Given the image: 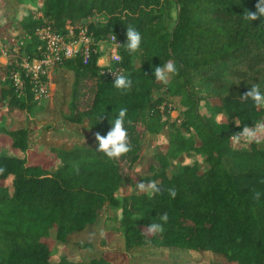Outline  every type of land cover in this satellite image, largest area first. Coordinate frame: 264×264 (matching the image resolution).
<instances>
[{
  "label": "trees",
  "instance_id": "trees-1",
  "mask_svg": "<svg viewBox=\"0 0 264 264\" xmlns=\"http://www.w3.org/2000/svg\"><path fill=\"white\" fill-rule=\"evenodd\" d=\"M258 2L0 0V26L9 16L15 38L30 36L23 50L31 55H40L36 29L45 24L62 31L73 22L93 37L87 60L78 54L58 64L53 105L51 98L36 100L29 88L18 95L9 65L0 60V134L27 150L36 117L47 111L58 125L87 121L107 136L111 121L126 108L131 148L109 159L97 151L96 139L93 145L52 146L51 155L61 160L53 168L0 153V264H113L91 239L73 243L100 254L79 259L53 254L52 242L67 243L98 223L99 241L106 242L105 230L117 232L118 247L131 260L146 258L133 251L147 250L167 254L156 260L172 263L195 255L198 264H264V135L259 143L231 138L245 126L264 123V107L241 98L254 85L264 93V83L226 78L231 61L264 60V17L244 19V13L257 11ZM129 26L141 34L134 53L124 47ZM110 34L123 41L125 70L119 75L131 80L126 90L113 87L115 76L98 64L97 41ZM168 61L177 71L164 84L153 73ZM83 87L90 88L88 98ZM43 100L46 106L39 105ZM173 109L178 116H171ZM149 138L168 144L165 151H154L155 161L136 181H155L160 192L152 195L131 187L128 170L140 161ZM164 213L167 223L160 219ZM152 223L164 231L148 233Z\"/></svg>",
  "mask_w": 264,
  "mask_h": 264
},
{
  "label": "rangeland",
  "instance_id": "rangeland-1",
  "mask_svg": "<svg viewBox=\"0 0 264 264\" xmlns=\"http://www.w3.org/2000/svg\"><path fill=\"white\" fill-rule=\"evenodd\" d=\"M0 14L2 16V10H0ZM16 39L17 38H14L11 31L9 30L8 24L0 27V40H6V44L9 45ZM102 60L107 62L108 57L105 56ZM230 66L231 68L226 74L227 79L235 80L236 82L251 80L264 83V60H259V58L252 59L250 61L235 60L231 61ZM55 78L53 80V86L55 83H57ZM83 90H86L84 98H88L91 95L90 88L87 89V87H83ZM56 99L57 93L50 99V104H55ZM47 104V101L43 100L39 105L46 106ZM171 114L172 117L178 116L179 110L173 109ZM1 117L2 116H0V118ZM4 120H6V117H4ZM55 120L57 119H55L54 116H49V112L47 111L38 114V117L35 119L37 128L30 134L29 148L27 150H23L20 147L15 146L12 143L11 135L0 134V153L20 155L28 158L30 162H43L48 166V168H53L58 165L61 160L60 158L51 155L52 146L70 148L79 144L93 145L95 143V132L86 122L77 126L75 124L58 125ZM47 124H49V126H45ZM167 146L168 144L159 143L157 139H146L140 161L133 169H128L131 172V187L136 185L135 183L138 178L146 173L150 163L155 161L154 151H165ZM201 166L204 169L205 163H202ZM101 229L102 226L98 223L93 225L92 229L88 230L86 233H79L70 236V241L67 243L52 242L51 246L54 256L65 252L70 254L73 258L79 259L80 257L89 258L93 255H96L95 253L100 254V251L81 249L73 243L76 240L91 239L94 240L96 246H99L105 250V254L112 260L113 264H198L196 262L199 260V257L195 255H183L180 257L179 261L172 263L163 260H156V257L159 255H164L167 258V254H162L158 251L147 250L133 251L131 255H145L146 258L141 257L140 259L133 257L131 260L130 254L121 251V249L118 247L117 232L105 230L104 235L106 242L104 243L99 241L102 234ZM54 234L55 230H52L49 233V235Z\"/></svg>",
  "mask_w": 264,
  "mask_h": 264
},
{
  "label": "built area",
  "instance_id": "built-area-1",
  "mask_svg": "<svg viewBox=\"0 0 264 264\" xmlns=\"http://www.w3.org/2000/svg\"><path fill=\"white\" fill-rule=\"evenodd\" d=\"M35 14L40 16L42 11H35ZM36 34L40 55H31L23 50L30 36L21 35L11 44L0 46V60L9 65V77L18 95L26 94L29 88L36 100H42L54 96L53 80L58 64L64 58H73L78 54L87 60L92 52L93 37L86 26L77 27L73 22H68L62 31L45 24L36 29ZM97 43L101 52L98 64L105 66L113 76L121 74L125 70L121 64L122 39L110 34ZM105 56L108 57L107 62L102 60Z\"/></svg>",
  "mask_w": 264,
  "mask_h": 264
},
{
  "label": "clouds",
  "instance_id": "clouds-1",
  "mask_svg": "<svg viewBox=\"0 0 264 264\" xmlns=\"http://www.w3.org/2000/svg\"><path fill=\"white\" fill-rule=\"evenodd\" d=\"M256 12L248 11L244 13V19L249 21H256L261 17H264V0H259L256 4ZM127 42L124 45L126 50L129 53H134L139 50L141 43V34L135 30L133 27H127L126 31ZM177 69L173 62L168 61L162 66H155L154 76L157 81L163 82L164 84L168 83L169 74L176 73ZM114 83L113 87L119 90H126L131 87V80H129L124 75L114 74ZM241 98L243 100L251 99L254 103V106L264 107V93L260 91L259 85H254L250 88L249 91L244 93ZM127 114V109H121L118 117L115 119L114 123L111 121L113 127L108 132L107 136H101L99 133H96V140L99 142L97 151L104 153L109 159H118L123 155H126L130 150V145L128 141V133L124 127V121ZM264 135V123L255 124L254 127L245 126L242 132L232 135L234 142H239L244 140L245 142L255 141L260 142V136ZM3 169H0L2 172ZM137 188L140 191H147L149 195L153 193L160 192V188L157 186L155 181L145 184L144 182L136 183ZM169 196L175 199L177 192L175 189H167ZM260 193L256 192L255 197L259 199ZM160 219L167 223L169 217L167 213H164L160 216ZM146 230L150 234H155L157 232H163V226L158 223H152L146 227Z\"/></svg>",
  "mask_w": 264,
  "mask_h": 264
},
{
  "label": "crops",
  "instance_id": "crops-1",
  "mask_svg": "<svg viewBox=\"0 0 264 264\" xmlns=\"http://www.w3.org/2000/svg\"><path fill=\"white\" fill-rule=\"evenodd\" d=\"M8 21H10V19H9V16H4L3 17V23H2V26H5V25H7V22ZM9 25V24H8ZM2 26H0V27H2ZM10 30V29H9ZM12 33V32H11ZM12 35H13V33H12ZM14 37V36H13ZM15 38V37H14ZM5 42H6V40H4ZM53 88H56V83L54 84V86H53ZM54 93H55V91H54ZM87 124H88V122L87 121H85ZM85 122H82V123H85ZM82 123H75V122H67V123H65V125H79V124H82ZM89 125V124H88ZM94 131V130H93ZM95 132V131H94ZM95 135H96V132H95ZM96 139V138H95Z\"/></svg>",
  "mask_w": 264,
  "mask_h": 264
},
{
  "label": "water",
  "instance_id": "water-1",
  "mask_svg": "<svg viewBox=\"0 0 264 264\" xmlns=\"http://www.w3.org/2000/svg\"><path fill=\"white\" fill-rule=\"evenodd\" d=\"M86 20H87V19H86V18H84V19H83V22H85Z\"/></svg>",
  "mask_w": 264,
  "mask_h": 264
}]
</instances>
